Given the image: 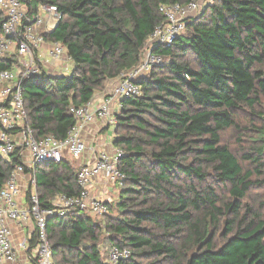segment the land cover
Listing matches in <instances>:
<instances>
[{"label": "trees", "instance_id": "trees-1", "mask_svg": "<svg viewBox=\"0 0 264 264\" xmlns=\"http://www.w3.org/2000/svg\"><path fill=\"white\" fill-rule=\"evenodd\" d=\"M24 1L32 17L46 5L61 15L43 36L66 47L71 74L43 73L21 86L37 139L63 141L77 123L72 107L88 105L108 81L141 64L164 21L160 7L199 0ZM5 20L0 9V35ZM155 53L166 63L137 80L142 95L123 99L117 115L113 143L125 152L119 168L126 175L120 215L104 223L80 210L49 218L56 264H109L99 246L105 233L111 246L131 250L124 264H264V220L251 208L241 216L250 193L264 188V128L242 161L223 142L227 131H240L239 113H255L264 100V0H213L171 47ZM15 64L12 56L0 59V72ZM22 164L19 151L10 161L0 157V192ZM25 170H35L38 187L51 196L81 192L78 170L66 159ZM218 187L227 189L229 202ZM39 198L42 208H52L49 198ZM222 223L229 237L216 249Z\"/></svg>", "mask_w": 264, "mask_h": 264}, {"label": "built area", "instance_id": "built-area-1", "mask_svg": "<svg viewBox=\"0 0 264 264\" xmlns=\"http://www.w3.org/2000/svg\"><path fill=\"white\" fill-rule=\"evenodd\" d=\"M206 0H199L188 5H163L160 12L164 21L157 26L147 41L141 64L124 72L116 79V85L108 99L98 107L89 103L83 107H72L71 113L75 116L76 125L68 133L65 140L59 141L49 136L37 139L29 126V116L26 110L22 81L39 77L43 74L37 65V54L46 44V40L39 28L44 24L42 13L50 15V20L59 22L61 15L55 6H40L39 14L32 17L30 8L24 0H0V9L6 20L0 35V59L14 55L15 51L22 59L21 67L0 72V157L10 161L11 157L20 152L22 161L29 156L34 165L42 163H61L70 156L82 161L88 149L85 139L86 127L96 121H101L108 127H115L117 119L113 114V104H118L122 110L121 101L125 98L142 95V87L137 83L141 77L149 74L152 69L161 67L165 59L155 53L157 47H171L181 37L189 21L203 9ZM49 25V22L47 23ZM48 57L58 61L67 57L66 47L59 42L51 43ZM125 152L115 148L112 153L100 151L96 154L93 163H81L78 169V184L81 192L78 196L58 194L52 208H42L38 193L30 195L28 207L22 208L19 198L21 189L18 177L26 173V165H19L12 172L0 192V264H19V251H27L30 246L24 241L16 248L13 243L10 223L20 225L32 221L36 226V247L32 260L36 264H56L53 247L47 232V223L53 216L66 217L72 211L80 210L93 216H105L109 213L106 201L94 197L92 185L99 178L113 185H123L126 175L120 170V163ZM37 186L35 178L29 179ZM132 256L128 248L110 246L108 249L109 264L127 263Z\"/></svg>", "mask_w": 264, "mask_h": 264}, {"label": "rangeland", "instance_id": "rangeland-1", "mask_svg": "<svg viewBox=\"0 0 264 264\" xmlns=\"http://www.w3.org/2000/svg\"><path fill=\"white\" fill-rule=\"evenodd\" d=\"M213 0H206L205 5H203V9L201 12L199 11L197 14L194 15L192 19L200 17L204 9L207 5L212 4ZM42 14V11H40ZM14 55H11L14 60L16 61L15 66L21 67L22 59H20L16 53L14 52ZM189 61L193 62L194 58L192 56L188 57ZM37 65L40 67L41 71L43 73H46L48 75H51L55 70V67H59L61 69V73L68 74L69 70L72 68V62L68 60L67 57H63V59L58 61H49L47 63L37 62ZM69 68V70H67ZM52 69V70H51ZM53 71V72H52ZM116 85V80H110L107 82L105 88L103 91H100V93H103L105 99H108L110 94L109 91H111ZM99 93V92H98ZM116 112L113 114L115 115L117 119V115L120 114L118 104L115 103ZM237 122L240 126V131L237 130H229L226 133L223 134V142L224 144L228 145L231 149V151L239 158V160L242 161V157L249 152V148L252 146V143L250 142L252 140L253 136L257 135V132L264 128V100H262V104L260 106H257L256 112L253 113V111L247 109L246 111L240 112L237 116ZM115 127H104L100 129L99 134L102 136H106L108 139V143L110 141H114L115 137ZM72 158V157H69ZM246 168H248L247 164L243 163ZM103 188L98 193H93L92 195L94 197L100 198L103 201H106L107 203H112L111 211L108 215L105 216H93L90 215L93 220L97 223H104L106 222L107 218L109 216L112 217H118L120 215L119 209L117 204L120 200L121 195V185H113L110 183H107L106 181H103ZM218 195L220 196L222 202H229L230 196L228 194L227 189L218 187ZM245 208L242 212V217L247 214V209L251 208L253 210L254 214H258L262 220H264V188L263 189H255L253 190L248 199L245 202ZM225 233V226L222 223L221 226L215 230V248L220 249L225 241L228 239V235ZM177 245V244H176ZM100 249L102 253L103 260H108V249L111 246L109 243V237L108 234L105 233L101 236L100 240ZM191 254H189L186 257H190ZM186 257L184 258L186 260ZM58 260L60 258L58 257ZM144 264H148V262H144Z\"/></svg>", "mask_w": 264, "mask_h": 264}, {"label": "crops", "instance_id": "crops-1", "mask_svg": "<svg viewBox=\"0 0 264 264\" xmlns=\"http://www.w3.org/2000/svg\"><path fill=\"white\" fill-rule=\"evenodd\" d=\"M42 19L44 20V24L39 28L40 32L42 34L48 33L52 30H54L57 25L58 22L54 21V20H50V15L47 13H42L41 14ZM49 22V25L47 24ZM51 43L46 42V44L44 45V47L41 49V51L37 54V59L39 62L42 63H47L49 61H53L48 57V49L50 48ZM54 62V61H53ZM72 62V61H70ZM73 63H72V68L71 70H69V68L67 70H69L68 74L65 73H61V69L59 67H55V71L53 73H51L50 76H57V75H69L71 74L72 70H73ZM52 70V69H51ZM112 90L109 91V94H111ZM105 97L103 95V93H96L92 103L94 105V107H98L100 106V104H102L104 102ZM112 110L115 113L116 112V107L115 104H113L112 106ZM106 127V124L101 122V121H96L94 123L89 124L84 132L85 135V139L87 142V151L85 154V157L83 158L82 161L76 160L74 158H69L70 156L66 157V162L69 166V168L72 169H76L78 170L81 163H93L95 161V157L96 154L100 151H107L109 153H112L114 151L115 147L113 141H110V143H108V139L106 136H102L99 134L100 129ZM24 164L26 165V167L28 169H34L35 165L33 164V162L30 160L29 156H25L24 160H23ZM36 172L35 170L32 172H27L24 173L22 175H20L18 177V182H19V186L21 189V195L19 198V202L22 206V208L26 209L28 207V195L34 193L35 191L40 195V196H45L46 198H49V201L53 204L54 201L56 200L57 195H50L49 193H46V191H44L43 189L41 190V188L37 186H34L30 183L29 179L35 178ZM37 181V179H36ZM103 181H105L103 178H99L97 179V181L94 182V184L92 185L91 188V192L93 193H98L102 190L103 188ZM10 229L12 231V236H13V243L15 245L16 248H19V245L21 243H23L24 241H27L30 249H31V241L33 239V237L36 235V226L35 223L30 221L27 224H23L20 225L18 223H10ZM37 241V239H36ZM36 247V243L34 244L33 249L30 251H24V250H20L19 251V264H33V256H34V249Z\"/></svg>", "mask_w": 264, "mask_h": 264}]
</instances>
